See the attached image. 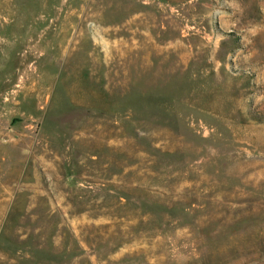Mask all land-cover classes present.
<instances>
[{
    "label": "rangeland",
    "instance_id": "rangeland-1",
    "mask_svg": "<svg viewBox=\"0 0 264 264\" xmlns=\"http://www.w3.org/2000/svg\"><path fill=\"white\" fill-rule=\"evenodd\" d=\"M0 264H264V0H0Z\"/></svg>",
    "mask_w": 264,
    "mask_h": 264
}]
</instances>
